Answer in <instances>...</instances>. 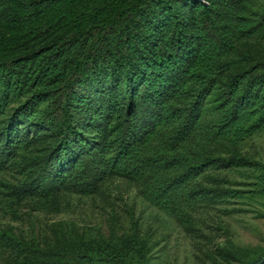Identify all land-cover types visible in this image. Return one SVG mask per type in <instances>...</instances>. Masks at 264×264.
<instances>
[{
  "label": "trees",
  "instance_id": "obj_1",
  "mask_svg": "<svg viewBox=\"0 0 264 264\" xmlns=\"http://www.w3.org/2000/svg\"><path fill=\"white\" fill-rule=\"evenodd\" d=\"M251 1L0 0V187L11 201L60 211L67 194L121 177L191 227L210 197L207 169L264 177V163L237 152L264 130V15L250 24ZM148 252L136 227L63 231L52 245L0 227V264H148ZM228 255L264 264V246Z\"/></svg>",
  "mask_w": 264,
  "mask_h": 264
},
{
  "label": "rangeland",
  "instance_id": "obj_2",
  "mask_svg": "<svg viewBox=\"0 0 264 264\" xmlns=\"http://www.w3.org/2000/svg\"><path fill=\"white\" fill-rule=\"evenodd\" d=\"M247 15L258 25L264 0H252ZM264 50V39L259 40ZM237 152L264 163V130L246 139ZM14 169L6 177L15 182ZM208 197L195 209L191 227L146 201L140 187L121 177L107 180L98 194H67L62 210L47 212L27 200L14 203L0 187V227L11 228L42 245L54 244L63 231L78 236L108 233L116 227L130 233L133 227L147 240L148 264H235L228 248L264 246V177L257 166H212L200 177ZM231 189L220 195L217 189Z\"/></svg>",
  "mask_w": 264,
  "mask_h": 264
}]
</instances>
